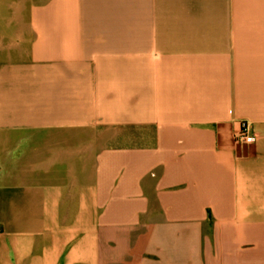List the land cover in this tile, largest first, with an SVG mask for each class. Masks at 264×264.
Returning <instances> with one entry per match:
<instances>
[{
    "label": "crops",
    "instance_id": "crops-1",
    "mask_svg": "<svg viewBox=\"0 0 264 264\" xmlns=\"http://www.w3.org/2000/svg\"><path fill=\"white\" fill-rule=\"evenodd\" d=\"M0 264H264V0H0Z\"/></svg>",
    "mask_w": 264,
    "mask_h": 264
},
{
    "label": "built area",
    "instance_id": "built-area-1",
    "mask_svg": "<svg viewBox=\"0 0 264 264\" xmlns=\"http://www.w3.org/2000/svg\"><path fill=\"white\" fill-rule=\"evenodd\" d=\"M248 125L243 122L242 123V127H241V130L239 132V134L237 135L236 139L238 142H242V143H251V142H254L255 140V137L254 136H251L249 134V131H248Z\"/></svg>",
    "mask_w": 264,
    "mask_h": 264
}]
</instances>
